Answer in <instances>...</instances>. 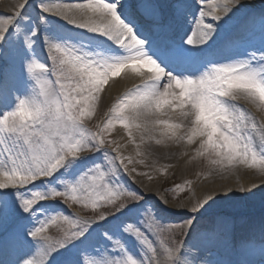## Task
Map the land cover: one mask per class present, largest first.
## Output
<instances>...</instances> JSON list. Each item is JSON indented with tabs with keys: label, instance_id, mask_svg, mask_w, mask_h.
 I'll return each instance as SVG.
<instances>
[{
	"label": "snow or ice",
	"instance_id": "1",
	"mask_svg": "<svg viewBox=\"0 0 264 264\" xmlns=\"http://www.w3.org/2000/svg\"><path fill=\"white\" fill-rule=\"evenodd\" d=\"M30 3L34 14L27 11ZM53 17L77 39L50 34ZM237 27L244 36L229 35ZM37 46H46L50 67L37 62ZM129 70L141 83L93 132L85 120L97 112L110 80ZM20 81L32 84V94L18 97L13 111L0 112V250L14 256V264H264V221L259 241L234 246L230 218L214 209L236 190L197 201L191 218L170 222L167 201L128 179L147 173L130 169L136 161L104 135L114 121L130 138L133 127L148 133L149 124L167 125L162 136L179 143L185 139L177 131L182 123H136L153 106L160 111L167 105L189 120L186 139L198 140L197 156L214 154L210 163L224 172L246 166L264 176V119L239 103L264 112V4L256 9L244 0H85L53 7L47 0H24L14 14L0 18V105ZM253 188L239 191L247 198ZM69 203L90 204L94 216H76L69 231L48 235L49 224ZM201 217L207 224L194 227ZM163 233L183 238L162 239ZM220 245L235 247L236 259L212 258ZM133 248L147 259L128 255ZM0 264H7L2 255Z\"/></svg>",
	"mask_w": 264,
	"mask_h": 264
},
{
	"label": "bare ground",
	"instance_id": "2",
	"mask_svg": "<svg viewBox=\"0 0 264 264\" xmlns=\"http://www.w3.org/2000/svg\"><path fill=\"white\" fill-rule=\"evenodd\" d=\"M23 2L24 0H0V18L7 14H14L16 6ZM33 2H35V0H33ZM47 2L53 7H63L66 4L84 3L85 0H47ZM219 2L220 0H204L205 4H215ZM244 2L250 6L254 5L256 9L264 4V0H244ZM27 11L30 14H34L32 3L29 4ZM74 14L78 16L79 12H75ZM59 19V17L52 18L49 25L50 34L58 38H60V35L62 38L68 36L69 39L75 41L76 35L74 31L69 26L64 25ZM237 29L240 28L237 27ZM41 36L43 37V33ZM242 36H244V33L240 30L236 37ZM255 44L257 47L259 46L258 32L256 33ZM34 56L38 63H43V60H47L51 65V61L47 58L46 46H37ZM37 72H39V69H37ZM113 79L117 82L113 83L112 80H110L111 87L106 86L107 91L103 93V100L98 105L97 112L92 118L85 120V123L91 128L95 126L94 121L102 115L109 113L113 105L122 100H129L130 97H126L125 93L135 85L141 83V78L132 74L130 70L126 73L122 72L119 77ZM15 89L16 98H12V100L9 99L7 102V104H12L14 107H16V104L18 103L17 98H23L26 94L21 86H17ZM161 91H163L162 85ZM239 103L256 115L258 120L264 119V116L262 115L263 112L258 111L253 105L246 103L243 100L239 101ZM124 112L127 114V107H125ZM156 119L167 120L169 124L182 123L184 127L177 131L179 135L185 136V139L179 143L169 141L161 134V130L166 128L167 125L154 126L151 124H149V127L152 130L148 133H145L142 130L138 131L133 127L131 129L133 136L130 138L128 130H126L118 121H114L113 128L115 127L117 129L115 130L116 132L119 131L118 136L115 137V141L118 142L117 144L120 146V154L125 158H131L133 161H136V163L129 165L130 169L135 168L137 172L147 173V175L141 176L132 173L128 179H131L134 182V185L139 184L141 189L146 191L145 194L157 196V190H155L156 183L160 185V182H165L161 178L164 174L172 171H175V173L177 172L176 175H178L180 179L178 182L182 188V191L180 192L185 195V198L178 204L167 202L168 206L171 208L169 214L177 220V223L184 221V218H191L189 215L190 210L196 205L197 201L204 200L205 198H214L217 195L223 197L226 195V190H236V193H233L229 199L217 200L214 209L217 213L230 218L232 222V232L230 236L232 244L242 231L247 233V236L239 239V242L234 244V246H238L243 240L255 238V240L259 241L261 236V223L264 221V204H261V202L264 201H261L262 198L259 195H254L255 198H257V201L249 204L246 197H243L242 194L239 193L240 191L238 192L237 190L240 189L241 186L247 190L252 185H257V188H253L252 191L258 190V188L264 189V184L261 183V181L264 180V176L261 175L260 171L258 169H249L246 166H241L236 168L235 171L229 173L224 172L216 165H214V168L207 167L206 163L202 161L204 160L203 157L196 155V148L199 147L198 140L193 144L187 142L186 133L190 127V122L187 118L181 115L179 109L165 105L160 111H156L155 106H153V111L147 114V116L141 115L136 123L144 124L145 120L154 121ZM119 127H121V130H119ZM142 135L144 137L143 141L141 140ZM157 140H162V143L157 144ZM140 160H143L144 162L139 163ZM205 162L209 161L205 160ZM125 163H127V159L125 160ZM188 182H190L188 186L189 188H186ZM176 187L177 186H175V188ZM186 190L187 194L185 192ZM258 192H264V190ZM262 197H264V195ZM256 203L261 205L254 207ZM207 222L208 221L205 217H201L197 220L194 227H202L207 224ZM213 251L212 258L216 256V259H236L235 247L230 251L223 245H220ZM0 255L3 256L8 264V253L1 250ZM164 258L165 257L162 256L161 260ZM257 263L260 264L259 261H257Z\"/></svg>",
	"mask_w": 264,
	"mask_h": 264
},
{
	"label": "rangeland",
	"instance_id": "3",
	"mask_svg": "<svg viewBox=\"0 0 264 264\" xmlns=\"http://www.w3.org/2000/svg\"><path fill=\"white\" fill-rule=\"evenodd\" d=\"M53 29V27H52ZM53 31V30H52ZM61 39H63L61 37ZM48 65V64H47ZM51 79H55V77H51ZM15 109V108H14ZM14 109H11L10 107L8 106H4L0 112H4V111H13ZM262 115L264 116V112L262 113ZM106 119V115H102L101 117L97 118L94 123H95V126H93V128H91L89 125H86V127L90 128L93 132H95L97 130V124L101 123L102 121H105ZM114 126V122L112 124V127L106 131L104 133L105 135V138L106 140H114L115 141V137L118 136V132H116L115 130H117L115 127L113 128ZM121 127H119V130ZM118 143V142H117ZM108 148H114L116 147V145H113V144H107L106 145ZM204 160H202L204 163H206V166L209 167V168H214V165L212 164H209L210 163V160L212 158H215L214 157V154L212 156H209V155H205V156H202ZM110 158V157H109ZM195 160V158H194ZM206 161H209V162H205ZM177 173V172H176ZM175 171H172L170 173H166L163 175V177H161L165 182L164 183H161L160 182V185L158 183H156V186H155V190H157V196H159L160 198L164 199L165 201H167L168 203H173V204H178L180 201H182L184 198H185V195L181 194L182 192V188L180 186V183L178 182L179 179V176L176 175ZM130 182H133L132 180H130ZM189 183L188 182L186 184V188H189ZM136 188H139L140 190L141 187L139 186V184L137 185H132ZM175 186H177L175 188ZM255 189V188H254ZM260 190H264V189H261V188H258V190H255L253 191V195L250 196V197H247V202L249 204H252V203H255V201H257L255 198L254 195H259L262 200L261 201H264V197H262L264 195V192H258ZM144 193L146 191L142 190ZM239 192V189L237 190ZM186 194H187V190L185 191ZM240 193V192H239ZM58 200L62 199V198H57ZM259 201V202H261ZM261 204H264V202H261ZM261 204H258L256 203L254 205V207L256 206H259ZM62 206V205H61ZM65 207L67 208V212L65 213H62L61 215H59L57 217V220L52 223V224H49L48 228L46 229V233L54 238H57L61 235H63L65 232L69 231L71 228H73L75 226V219H76V216H79V217H86V216H94V212L91 208V205L89 204V206L87 208H85L83 206V204H80V203H69L67 205H65ZM110 211V209H109ZM70 213H74L76 214L75 216H70V219L68 221H65L63 219V215H68ZM168 217H169V221L170 222H174V223H177V221L175 220L174 217H172L169 213H168ZM185 220V218L183 219ZM181 237L180 234H177L175 237H172L170 236L168 233H163L161 234V238L162 239H167V240H175L176 242H178L179 238ZM157 249V252L158 253H162V249L160 247V244L159 242L157 241L156 244L154 245ZM131 247V245H130ZM128 255H133V258L134 259H137L139 261V259H147V257H144L143 255V252L140 251L138 252L135 248L132 249L131 252L128 253ZM149 255H151V253H149ZM164 256L163 254H160L159 258L161 259V257Z\"/></svg>",
	"mask_w": 264,
	"mask_h": 264
}]
</instances>
